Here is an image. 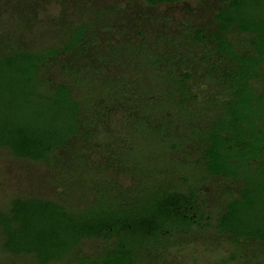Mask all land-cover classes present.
Wrapping results in <instances>:
<instances>
[{"label":"rangeland","instance_id":"374dc122","mask_svg":"<svg viewBox=\"0 0 264 264\" xmlns=\"http://www.w3.org/2000/svg\"><path fill=\"white\" fill-rule=\"evenodd\" d=\"M221 3L0 0V50L58 45L67 27L86 26L83 47L50 57L41 70L44 79L66 81L74 96L84 102L81 130L47 160L20 158L0 149V209L16 196L43 197L80 207L99 191L129 198L133 190L154 185L183 187L184 175L190 180L196 177L201 181L209 225L194 227L167 247L146 249L140 264H264L263 240L237 244L215 228L230 192L237 195L243 183L226 176H207L205 146L189 135L192 126L211 125L213 112L229 97L224 82L236 62L215 47L210 54L209 44L190 40L198 27L215 28L214 13ZM229 38L241 51L248 48L246 34L234 29ZM151 53L163 57L157 66L147 64L145 57ZM173 71L190 76L191 98L179 107L164 79ZM251 82L264 90V74ZM141 116L147 118V126L161 125L165 135L180 138L182 146L170 152L154 151L155 139L145 134L138 138L136 133ZM129 150L135 160L128 157ZM153 195L152 190L139 191L131 195V201L142 206ZM3 239L0 230V264H38L32 253L7 251ZM108 244L87 238L73 255L48 264H67L78 255H95Z\"/></svg>","mask_w":264,"mask_h":264},{"label":"trees","instance_id":"16d2710c","mask_svg":"<svg viewBox=\"0 0 264 264\" xmlns=\"http://www.w3.org/2000/svg\"><path fill=\"white\" fill-rule=\"evenodd\" d=\"M144 1L159 5L180 0ZM214 21V29L198 27L190 40L209 44L210 54L211 47H215L238 61L235 72L228 74L235 90L233 93L230 88L233 97L226 114L234 120H214L213 125L203 128L192 126L189 135L205 146L207 176H226L245 183L237 195L230 192L215 228L237 244L264 241V91L251 82L264 74V0H222ZM234 29L246 34L245 51L229 38ZM85 38L86 26L78 24L65 29L58 45L0 50V149L6 148L20 158L47 160L57 147L79 134L84 102L74 96L66 81L44 79L41 70L50 57L83 47ZM145 59L149 66H157L163 57L151 53ZM189 77L188 73L175 71L164 77L178 107L191 98ZM239 117L253 120H246L248 130L231 140L223 131L236 133L238 121L244 122L235 120ZM256 119H260L261 126ZM138 120V138L144 134L154 138V151L170 152L182 146L180 138L172 133L165 135L161 125L149 127L143 116ZM130 150L127 155L135 160ZM253 159H259L255 168L250 163ZM183 178V187L149 186L133 190L129 198L99 191L90 203L80 207L43 197H13L8 207L0 209L4 247L11 253H32L38 264H48L73 255L82 240L91 238L109 244L103 252L78 255L68 259L67 264H140L146 249L167 247L175 237L194 227L209 225L201 181L186 175ZM144 190H152L153 197L142 206L135 199L131 201L132 194Z\"/></svg>","mask_w":264,"mask_h":264},{"label":"flooded vegetation","instance_id":"af4514ba","mask_svg":"<svg viewBox=\"0 0 264 264\" xmlns=\"http://www.w3.org/2000/svg\"><path fill=\"white\" fill-rule=\"evenodd\" d=\"M225 57L230 58V59H232V60H234L236 62L234 70L232 71L234 73L235 72V68H236V66L238 64V61H236L235 59H233V58H231V57H229L227 55ZM228 74L229 73L226 74V79H225L224 83H225V86L227 87V92L229 94V97L223 102V104L220 106V108L217 111L213 112L214 115L211 116V120H212L211 125L214 124V120H234V118L232 119L233 116H227V114H226V109H227L226 106L229 105L228 103L232 101V97H233L232 96V92L234 93V90H235L234 87H233L232 77L229 78ZM230 88H231L232 92L230 91ZM257 90H259V89L257 88ZM256 112H258V111H256ZM250 119L253 120V118H250ZM250 119H248L246 117H245V119L241 118V117L235 118V120H243L244 122H239L238 121V123L240 124V126H239L240 128H238V127L235 128V132L236 133H231L228 130L223 131L224 136H226L229 139L233 140V137H235L236 135L240 134L242 131H245L246 129L248 130L249 124H248V122L246 120H250ZM256 120H257L256 124L261 126L262 122L260 121V119H256ZM211 125H209V126H211ZM258 130H260V128H257L256 131L258 132ZM236 142L237 143H241L240 141H236ZM258 161H259V159H253V160L250 161V163L255 168ZM240 181L243 183V187H244V185H245L244 181L243 180H240Z\"/></svg>","mask_w":264,"mask_h":264}]
</instances>
